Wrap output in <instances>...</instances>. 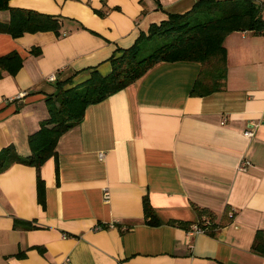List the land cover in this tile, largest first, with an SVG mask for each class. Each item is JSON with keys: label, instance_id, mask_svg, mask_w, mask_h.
<instances>
[{"label": "crops", "instance_id": "crops-1", "mask_svg": "<svg viewBox=\"0 0 264 264\" xmlns=\"http://www.w3.org/2000/svg\"><path fill=\"white\" fill-rule=\"evenodd\" d=\"M197 1L10 0L61 26L0 32V56L23 58L16 74L0 76V150L28 156L57 81L77 85L94 68L108 74L119 50ZM256 2L264 17V0ZM224 46L226 75L203 96L191 94L199 62L163 61L90 104L41 165L42 198L34 165L1 172L0 264H264L252 250L264 229V31L234 30ZM244 160L251 164L240 170ZM146 196L157 225L146 221ZM195 205L213 212L212 233H190Z\"/></svg>", "mask_w": 264, "mask_h": 264}, {"label": "trees", "instance_id": "trees-1", "mask_svg": "<svg viewBox=\"0 0 264 264\" xmlns=\"http://www.w3.org/2000/svg\"><path fill=\"white\" fill-rule=\"evenodd\" d=\"M9 1L0 0V11H10V20L0 22V32L17 37L25 32L60 28L61 23L56 16L12 7ZM234 30L264 31L263 12L256 0H199L184 13H170L167 19L153 24L148 35L141 36L133 46L119 50L110 59L112 69L108 74L94 68L89 78L77 85L69 87L68 80L57 81L58 90L47 98L49 116L41 120L39 130L29 136L30 154L21 156L12 145L3 148L0 150V173L14 163L34 165L39 198H42L44 181L40 175L41 165L56 156L60 136L82 121L90 104L101 102L124 89L163 61L199 62L201 71L191 94L203 96L216 90L219 79L226 75L224 39ZM152 43L154 47L147 53ZM33 51L38 53L36 49ZM22 64L23 58L16 51L0 56V76L3 70L16 74ZM143 204L147 223L159 224L147 196ZM194 208L202 225V216H211L208 233H212L219 225L214 222L213 212L198 205ZM252 250L264 256V229L257 232Z\"/></svg>", "mask_w": 264, "mask_h": 264}, {"label": "built area", "instance_id": "built-area-1", "mask_svg": "<svg viewBox=\"0 0 264 264\" xmlns=\"http://www.w3.org/2000/svg\"><path fill=\"white\" fill-rule=\"evenodd\" d=\"M48 80L50 81H56L57 80V74L55 72L51 73L48 75ZM245 135L252 137L254 135V131L253 129H248L245 131ZM104 153L101 152L99 154L100 158H104ZM251 164V162L249 160H244L241 162V164L239 165V169L240 170H247L248 166ZM111 198V193L109 188H105L104 189V199L105 201H110ZM211 224L210 219L208 218H204L203 219V225L199 222H196L195 224L192 225V228L190 230V233H207L209 231V225ZM69 261V258L66 260ZM68 264V263H65Z\"/></svg>", "mask_w": 264, "mask_h": 264}, {"label": "rangeland", "instance_id": "rangeland-1", "mask_svg": "<svg viewBox=\"0 0 264 264\" xmlns=\"http://www.w3.org/2000/svg\"><path fill=\"white\" fill-rule=\"evenodd\" d=\"M148 46H149V45H148ZM153 47H154V44L152 43V44L150 45V47H148L147 53L150 52V51L153 49Z\"/></svg>", "mask_w": 264, "mask_h": 264}]
</instances>
